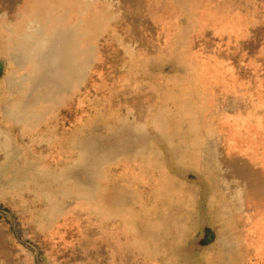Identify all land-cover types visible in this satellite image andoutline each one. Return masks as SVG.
<instances>
[{
	"label": "rangeland",
	"instance_id": "1",
	"mask_svg": "<svg viewBox=\"0 0 264 264\" xmlns=\"http://www.w3.org/2000/svg\"><path fill=\"white\" fill-rule=\"evenodd\" d=\"M0 264H264V0H0Z\"/></svg>",
	"mask_w": 264,
	"mask_h": 264
}]
</instances>
